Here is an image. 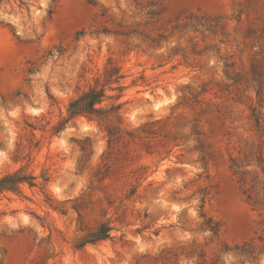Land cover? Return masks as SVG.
Here are the masks:
<instances>
[{
  "label": "rangeland",
  "instance_id": "1",
  "mask_svg": "<svg viewBox=\"0 0 264 264\" xmlns=\"http://www.w3.org/2000/svg\"><path fill=\"white\" fill-rule=\"evenodd\" d=\"M94 1L0 2V264H264V0ZM109 59L136 138L54 134Z\"/></svg>",
  "mask_w": 264,
  "mask_h": 264
},
{
  "label": "trees",
  "instance_id": "2",
  "mask_svg": "<svg viewBox=\"0 0 264 264\" xmlns=\"http://www.w3.org/2000/svg\"><path fill=\"white\" fill-rule=\"evenodd\" d=\"M10 1H17L21 6L28 5L27 0H0V2ZM89 2L95 4L94 0H89ZM151 6L153 8L149 12V16L155 22L161 16L163 9L156 2L151 3ZM125 78L126 76L121 72V68L112 59H109L103 70L93 78L88 89L69 102L67 116L53 126V133H59L72 120L87 118L97 122L99 127L106 133L109 147L120 141L135 139L136 133L124 125L121 112L124 106L121 99L128 89L123 83ZM235 167L239 168L237 164H235ZM36 181L37 177L33 174H24L22 171L10 173L0 178V192H20L21 187L25 184L30 187L36 186ZM210 223H212L211 219ZM206 227L213 235H218L219 228L217 224L214 226L206 224ZM112 230L110 224L103 223L93 233L82 239L78 247L83 248L87 244L106 241L111 238ZM249 245L245 243L242 246H236V251L242 256H253L254 253L245 250Z\"/></svg>",
  "mask_w": 264,
  "mask_h": 264
}]
</instances>
